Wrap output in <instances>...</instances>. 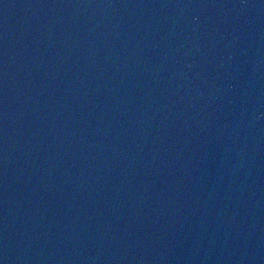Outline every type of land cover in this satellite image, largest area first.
<instances>
[{
	"label": "water",
	"instance_id": "1",
	"mask_svg": "<svg viewBox=\"0 0 264 264\" xmlns=\"http://www.w3.org/2000/svg\"><path fill=\"white\" fill-rule=\"evenodd\" d=\"M0 264H264V0H0Z\"/></svg>",
	"mask_w": 264,
	"mask_h": 264
}]
</instances>
